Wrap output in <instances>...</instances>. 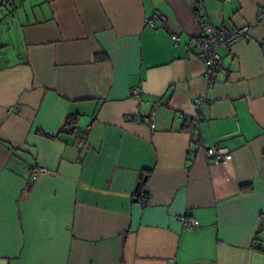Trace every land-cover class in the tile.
Returning <instances> with one entry per match:
<instances>
[{
    "label": "crops",
    "instance_id": "crops-1",
    "mask_svg": "<svg viewBox=\"0 0 264 264\" xmlns=\"http://www.w3.org/2000/svg\"><path fill=\"white\" fill-rule=\"evenodd\" d=\"M155 9L166 21L150 28ZM201 17L250 27L218 49L212 83L191 54ZM196 138L232 158L190 153ZM0 264H264V0H10Z\"/></svg>",
    "mask_w": 264,
    "mask_h": 264
},
{
    "label": "built area",
    "instance_id": "built-area-1",
    "mask_svg": "<svg viewBox=\"0 0 264 264\" xmlns=\"http://www.w3.org/2000/svg\"><path fill=\"white\" fill-rule=\"evenodd\" d=\"M228 1V0H223ZM10 0H0V13L7 10ZM166 21V16L159 10L155 9L151 13L145 15V24L150 28H155L159 23ZM199 35L193 41V52L192 55L197 57L204 64V77L209 83L214 80L215 73L219 70L227 73V71L222 68V58L218 53L220 47H228L235 42L250 38V27L248 25H243L235 27L232 29H225L223 27L215 26L208 19L199 18ZM171 38L175 43H178L180 38L177 34L171 33ZM201 102L200 99L196 100V103ZM139 120V117H135ZM184 121L193 125V127H198L199 119H191L187 115L183 116ZM150 127L153 129L155 127L153 119H151ZM90 130V124H85L79 127V134L74 138L77 146L83 147L86 144V139ZM202 151L205 158L213 163H221L229 161L232 158V152L222 146L218 141L212 144H207L204 140L196 138L192 143V148L190 153L194 151ZM48 173V170L41 166H33L31 168V178L32 180L38 179L40 176ZM137 202L144 206L148 204V197L145 195L142 189L136 191ZM180 221L183 223L186 230L193 231L198 227V221L191 215L189 211H186L179 217Z\"/></svg>",
    "mask_w": 264,
    "mask_h": 264
},
{
    "label": "trees",
    "instance_id": "trees-1",
    "mask_svg": "<svg viewBox=\"0 0 264 264\" xmlns=\"http://www.w3.org/2000/svg\"><path fill=\"white\" fill-rule=\"evenodd\" d=\"M190 128L194 131L195 130V127H193V125H190Z\"/></svg>",
    "mask_w": 264,
    "mask_h": 264
},
{
    "label": "water",
    "instance_id": "water-1",
    "mask_svg": "<svg viewBox=\"0 0 264 264\" xmlns=\"http://www.w3.org/2000/svg\"><path fill=\"white\" fill-rule=\"evenodd\" d=\"M136 189H138V185H137Z\"/></svg>",
    "mask_w": 264,
    "mask_h": 264
}]
</instances>
